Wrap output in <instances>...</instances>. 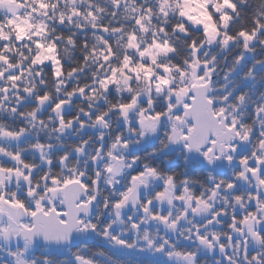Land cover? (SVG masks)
Instances as JSON below:
<instances>
[{"label":"snow or ice","instance_id":"obj_1","mask_svg":"<svg viewBox=\"0 0 264 264\" xmlns=\"http://www.w3.org/2000/svg\"><path fill=\"white\" fill-rule=\"evenodd\" d=\"M0 264H264V0H0Z\"/></svg>","mask_w":264,"mask_h":264}]
</instances>
